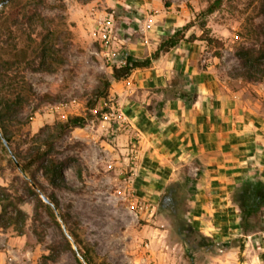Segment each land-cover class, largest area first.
Listing matches in <instances>:
<instances>
[{
	"label": "rangeland",
	"instance_id": "1",
	"mask_svg": "<svg viewBox=\"0 0 264 264\" xmlns=\"http://www.w3.org/2000/svg\"><path fill=\"white\" fill-rule=\"evenodd\" d=\"M120 1L38 0L39 5H29L28 0H23L17 9L5 5L0 8L1 59L11 58L16 47L27 49L29 57L38 63L35 49L40 51L44 43L52 42L56 47L54 59L58 60L51 72L32 71L26 64L21 65L20 75L32 84L35 95L26 97L24 110L8 121L13 138L9 146L13 151L28 156L44 139L56 136L57 124L86 114L87 102L102 84L101 77L112 78V66L121 64L124 50L112 42L118 41L114 36L110 38V54L103 45L95 44L98 22L109 19L113 33L129 26L133 35L139 33L141 38L142 30L136 32L133 24L142 20V3L149 14L165 13L168 17L166 36L195 21L196 25L186 34L195 38L182 41L176 53L185 51L203 79L264 123V0H224L220 9L207 16L206 32L199 26L198 14L212 0H130L138 6L129 0ZM87 2L91 4L82 9L72 5ZM133 8L141 11L133 14ZM37 11L46 18V26L30 24L31 15ZM130 11L133 15H128ZM90 28L92 38L87 33ZM175 80L178 87L186 82L180 75ZM114 82L109 96L101 99L95 110L100 117L54 140L50 155L59 159L63 175L52 182L38 170L46 195L56 197L60 213L67 215L69 224L100 262L190 264L191 251L196 264H224L218 258L225 253L226 243L215 241L213 246H200L198 237L182 241L160 210L161 197L155 205L141 200L139 176L135 173L141 143L124 112L127 98L114 88ZM1 93L7 96L6 92ZM167 94L172 95L173 91ZM10 158L2 150L0 140V185L7 189L1 191L2 203H9L7 192L12 194V202L17 201V194L23 195L18 204L26 220L0 227V264H43L42 257L50 254L48 247L52 243L58 244L60 256L48 264H78L75 250L62 244V231L46 211L43 223L34 222L35 197L17 178L19 173L12 168ZM178 165L171 182L189 171V165ZM1 210L0 203V213ZM35 228L45 234L44 241L38 240ZM243 240L236 238L234 243L244 248ZM236 258L244 260L245 256L240 252Z\"/></svg>",
	"mask_w": 264,
	"mask_h": 264
},
{
	"label": "crops",
	"instance_id": "2",
	"mask_svg": "<svg viewBox=\"0 0 264 264\" xmlns=\"http://www.w3.org/2000/svg\"><path fill=\"white\" fill-rule=\"evenodd\" d=\"M87 4L91 3H72L79 9ZM131 10L134 14L141 8ZM133 14L130 11L128 15ZM139 17L142 20L133 27L136 32L142 30L141 38L128 26L114 31L118 41L112 42L143 58L166 37L169 22L165 13L149 14L143 3ZM87 33L92 38L91 28ZM94 36L95 44L102 46L103 34L98 30ZM177 47L150 67L136 69L129 78L113 84L127 98L124 112L141 143L135 168L140 198L155 205L173 180L178 164L189 165L188 173L194 179L190 215L204 234L226 243L225 253L218 259L224 264H264V231L245 235L240 209L231 199L242 180H264V123L203 79L192 57L185 51L176 53ZM178 75L188 78L187 91L196 89L193 100L167 94ZM236 238H244V248L234 243ZM240 252L244 260L236 258Z\"/></svg>",
	"mask_w": 264,
	"mask_h": 264
},
{
	"label": "trees",
	"instance_id": "3",
	"mask_svg": "<svg viewBox=\"0 0 264 264\" xmlns=\"http://www.w3.org/2000/svg\"><path fill=\"white\" fill-rule=\"evenodd\" d=\"M7 0H0V4ZM28 4H37L38 0H28ZM23 0H10L5 4L6 7L12 6L17 9ZM224 4V0H212L205 10H202L198 14L200 20L199 26L206 32L207 22L206 18L210 14L220 9ZM264 13V9H262ZM30 24H39L40 26H46V18L41 13L33 12ZM37 18V19H36ZM35 20V21H34ZM196 25L195 21H189L181 28L176 29L170 35L164 37L157 49L147 57L140 58L130 53L127 49L123 50L121 55V64L112 66V78L106 76L101 77L102 84L97 87L94 96L87 102V112L84 115H74L67 120L57 124V134L53 138L44 139L41 144L37 146L35 150L29 153L28 156H23L21 153L13 151L9 146L6 147L4 139L11 144L13 138L9 131L8 121L17 117L24 110V100L26 97L35 95L34 88L30 82L26 80L24 75H20V68L22 64H26L32 71H54V64L58 62L54 59L56 55V47L52 42H46L40 48L35 49L39 61L29 57V51L25 48L12 49V57L9 59L0 58V140L2 150L6 151L10 156V163L12 168L19 173L18 179H21L22 184L28 193L34 195L36 201V212L34 215L35 223H43V211H46L50 219L59 226L62 231L63 245L66 248L74 251L71 241L62 228L56 211L54 208L46 203L41 197V192L46 194V187L40 182L38 178V170L42 171L45 178L54 182L62 178V169L59 159L50 155V151L54 148L55 139L63 137L69 131L76 127H85L90 121L96 120L99 112L95 111L99 101L109 96V89L113 80L120 81L129 78L136 69L150 67L156 60H158L162 54L171 51L173 48L180 45L184 40H192L194 35L186 37L190 28ZM11 30V29H10ZM48 32H51L46 27ZM11 33L12 30L10 31ZM264 54V46L261 50ZM185 84L183 87H178V81L174 80V88L171 89L173 94L193 100L195 98L196 89L187 91L185 86L188 85V78L184 77ZM1 92H6L7 96ZM14 96V97H10ZM45 96H48L45 94ZM41 136V134H40ZM16 158V160L14 159ZM193 177L187 172L178 180H175L166 187L165 191L161 195L160 210L165 218L170 223V227L178 235H180L182 241L190 242L189 238H199L200 246H213L215 240L210 236L201 233L196 225L192 221L190 215V197L193 191ZM7 189L0 185V203L2 210L0 213V227L7 228L13 224H19V222H25V214L20 208L19 204L24 196L17 194L16 202L10 201L13 197L11 193H6V199L9 203H2L4 200L1 197V191ZM18 190V189H17ZM48 197L55 203L59 209V203L54 195H48ZM232 201L240 209V227L245 235H250L264 231V180L260 178H246L242 180L233 190L231 194ZM65 223L68 225V230L74 237V240L79 245V250L88 262V264H106L105 261H98L92 252V249L86 245L80 238L78 233L69 224V219L65 213L62 212ZM22 218V219H21ZM34 233L37 235L39 241L45 240V234L41 233L39 229L35 228ZM50 254L42 257L43 264H48L49 261H55L59 258V246L57 243L49 245ZM190 264H196L194 254L188 251ZM78 264H84L81 259L77 257Z\"/></svg>",
	"mask_w": 264,
	"mask_h": 264
},
{
	"label": "water",
	"instance_id": "4",
	"mask_svg": "<svg viewBox=\"0 0 264 264\" xmlns=\"http://www.w3.org/2000/svg\"><path fill=\"white\" fill-rule=\"evenodd\" d=\"M9 1H10V0H7V1H5V2H2V3L0 4V8H1L2 6H4L6 3H8ZM4 144H5L7 147H9V143H8V141H7L6 139H4ZM14 159L16 160L15 157H14ZM41 197L43 198V200H44L46 203L50 204V205L54 208V210L56 211L57 217L59 218V221L61 222L62 227H63L65 233L67 234L69 240L71 241V243H72V245H73V248H74L76 254L78 255V257L81 259V261H82L84 264H88V262L86 261V259H85L84 256L82 255V253L80 252L79 247H78V245L76 244V242H75V240H74V237H73V236L71 235V233L69 232L68 227H67V225H66V223H65V221H64V218H63L62 214L60 213L58 207L55 205V203H54V202H53V201H52V200H51L46 194H44V193L41 192Z\"/></svg>",
	"mask_w": 264,
	"mask_h": 264
},
{
	"label": "built area",
	"instance_id": "5",
	"mask_svg": "<svg viewBox=\"0 0 264 264\" xmlns=\"http://www.w3.org/2000/svg\"><path fill=\"white\" fill-rule=\"evenodd\" d=\"M98 28L99 31L103 34L102 36L103 46L105 47V49H107L106 51H108L109 45L111 43L110 38L111 36H113L112 23L109 19L101 20L98 22Z\"/></svg>",
	"mask_w": 264,
	"mask_h": 264
}]
</instances>
